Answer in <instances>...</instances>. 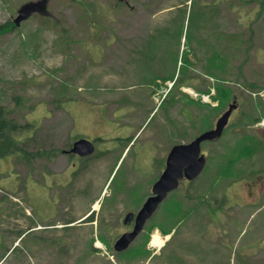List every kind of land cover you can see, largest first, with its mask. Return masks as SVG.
I'll return each instance as SVG.
<instances>
[{
    "label": "rangeland",
    "instance_id": "rangeland-1",
    "mask_svg": "<svg viewBox=\"0 0 264 264\" xmlns=\"http://www.w3.org/2000/svg\"><path fill=\"white\" fill-rule=\"evenodd\" d=\"M27 1L35 0H0V25L14 23ZM46 9L0 34V106L32 124L23 136L36 129L25 147L50 152L97 129L91 118L128 126L132 141L105 162L106 201L127 166L145 168L149 149L162 158L172 141H190L237 106L221 137L203 142L206 166L187 185L192 196L181 185L159 206L172 230L156 252L148 235L116 256L95 222L61 228L63 209L44 184L48 162L36 159L28 170L16 154L0 157V264H264V189L250 194L264 186V147L226 169L244 140L264 135V116L245 122L264 111V0H48ZM209 84L218 91L207 102L184 89L200 94Z\"/></svg>",
    "mask_w": 264,
    "mask_h": 264
},
{
    "label": "flooded vegetation",
    "instance_id": "flooded-vegetation-1",
    "mask_svg": "<svg viewBox=\"0 0 264 264\" xmlns=\"http://www.w3.org/2000/svg\"><path fill=\"white\" fill-rule=\"evenodd\" d=\"M90 121L97 126V129H93L91 133L86 131L77 133L58 148L54 154H46L43 157L49 164L43 170L46 190L55 195L57 204L63 209L62 213L66 217V221L61 228L80 224L92 225L95 222V234L100 237L105 234L112 238L105 244L108 245L107 247L110 250L117 253L128 251L135 240L147 235L150 236V232L154 229L162 232L170 231L172 228L170 224L165 227L166 219L163 218V223L158 219L160 215L159 206L170 197L175 189L169 190L165 197L156 205L154 211L145 219L135 239L131 241L128 247L122 251L115 250L116 240L121 235L134 229L138 215L146 200L155 195L153 186L165 168L166 157L172 144L162 158L159 155L157 157L154 156L155 148L149 149L145 153L147 154L146 161L140 160L145 168L133 164L127 166L122 173L123 177L120 180V185L116 188L114 187L109 194L111 198L106 201L105 196L101 198V194L105 184L112 175V170L109 171V163L105 162L107 158L111 160L112 154L119 152L121 149L125 150L133 137L128 135L127 130L129 127L126 125L119 126V122L111 125L106 118H102L98 122L97 119L91 118ZM86 125L87 123L83 124V127ZM81 139L89 141L93 146V150L90 153L79 154L71 151L74 143ZM204 153L207 155L206 151ZM51 163L58 164L53 168L50 165ZM114 168L115 166L112 169L114 170ZM154 168H156V175L150 174L149 171V169L155 170ZM115 177L116 174L112 181H114ZM96 182L100 183V185L103 184V186L100 191L94 192L92 187ZM189 182H192V180H187L185 177L179 179L178 188L182 185L185 198L190 195L187 186ZM263 189L264 186L257 192L251 191V197L259 198ZM79 199L81 201L80 204L77 203ZM96 202L98 203L94 206ZM84 205L86 209L83 212H79V209L83 208ZM173 210L174 208H171L170 205H167L164 209L168 218L171 215L170 211ZM58 225L61 224L50 226L57 227Z\"/></svg>",
    "mask_w": 264,
    "mask_h": 264
},
{
    "label": "water",
    "instance_id": "water-1",
    "mask_svg": "<svg viewBox=\"0 0 264 264\" xmlns=\"http://www.w3.org/2000/svg\"><path fill=\"white\" fill-rule=\"evenodd\" d=\"M48 0H35L23 3L17 9V15L14 18V24L18 26L21 21L28 18L32 13L46 12V3ZM127 1V0H120ZM233 100L228 108L217 118L215 127L206 130L197 135L193 140L186 144H176L169 151L166 157V165L159 179L153 186L155 195L149 197L142 210L140 211L134 229L121 235L115 242V250L122 251L128 247L131 241L136 237L141 229L145 219L154 211L156 205L165 197L166 193L178 186L180 178L185 177L189 180L194 179L204 168L206 157L201 153V142L211 140L221 135L223 128L226 126L229 116L233 109L236 108ZM93 150L89 141L84 139L74 143L71 151L79 154H88Z\"/></svg>",
    "mask_w": 264,
    "mask_h": 264
},
{
    "label": "trees",
    "instance_id": "trees-1",
    "mask_svg": "<svg viewBox=\"0 0 264 264\" xmlns=\"http://www.w3.org/2000/svg\"><path fill=\"white\" fill-rule=\"evenodd\" d=\"M120 2V1H118ZM17 27L13 22L8 21L7 23L1 24L0 25V34L9 30V29H13ZM178 42L180 45V36L178 37ZM194 56H197L195 51L193 52ZM184 51H181V53L179 52V47L177 46V49L175 51V56H182V59H184L183 57ZM187 55V54H186ZM215 56V55H214ZM174 76H172L173 78ZM177 80L176 83L178 82L179 77L176 78ZM181 80V79H180ZM175 83V84H176ZM211 84H209V86H206L204 88H200L204 91H206L205 93H209L210 92V87ZM215 89V87H214ZM215 91L217 92L218 89ZM183 94V93H182ZM261 104V103H258ZM257 105H255L256 107ZM254 107V108H255ZM8 112L7 110L4 109L3 106H0V157L5 156V155H10V154H16V158L17 161L22 162L23 164H25L30 170L32 169L33 163L36 159H43V157L46 154H54L55 151H46L45 148H43V145L35 148V149H31L30 147H25L26 143H29L32 138V136L34 135V133L36 132V129H33V134L30 136H27L29 133H26L24 136L21 134L23 133V129L24 128H29L31 129L32 124L31 123H21L19 121H17L15 119V117H8L5 115L6 112ZM253 114L251 113L250 115V120L245 121L246 123L249 124H255L257 122L260 121L261 117L264 116V111L263 113L260 114H256L254 117L252 116ZM22 130V131H21ZM18 134H21V138H18ZM255 138L252 140V142L250 141L249 143H247L246 141L248 140H244L242 147L239 148L237 155H232L227 157L228 163L226 164V169H228L229 167H231L233 164H235L237 161V159L239 157L245 156V157H250L253 154L257 153L258 151L262 150L264 147V135L263 137H257L254 136ZM22 139V140H21ZM30 148V149H28ZM231 157V158H230ZM24 232V231H23ZM21 232L20 235L23 233ZM101 239L102 236H101ZM92 242H93V238L91 239V247H92ZM93 250H95L96 248L92 247ZM116 256H120L121 254H124L125 252H114ZM114 253H112L114 255Z\"/></svg>",
    "mask_w": 264,
    "mask_h": 264
},
{
    "label": "bare ground",
    "instance_id": "bare-ground-1",
    "mask_svg": "<svg viewBox=\"0 0 264 264\" xmlns=\"http://www.w3.org/2000/svg\"><path fill=\"white\" fill-rule=\"evenodd\" d=\"M152 242L155 243V245H161L163 243V240L154 237Z\"/></svg>",
    "mask_w": 264,
    "mask_h": 264
},
{
    "label": "crops",
    "instance_id": "crops-1",
    "mask_svg": "<svg viewBox=\"0 0 264 264\" xmlns=\"http://www.w3.org/2000/svg\"><path fill=\"white\" fill-rule=\"evenodd\" d=\"M244 187H245V186H244ZM239 194H241V195L245 196V194H244V193H242V190H241V188H240V190H239Z\"/></svg>",
    "mask_w": 264,
    "mask_h": 264
}]
</instances>
